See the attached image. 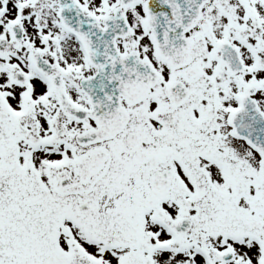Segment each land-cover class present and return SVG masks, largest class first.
Segmentation results:
<instances>
[{
    "label": "snow or ice",
    "instance_id": "1",
    "mask_svg": "<svg viewBox=\"0 0 264 264\" xmlns=\"http://www.w3.org/2000/svg\"><path fill=\"white\" fill-rule=\"evenodd\" d=\"M0 264H264V0H0Z\"/></svg>",
    "mask_w": 264,
    "mask_h": 264
}]
</instances>
